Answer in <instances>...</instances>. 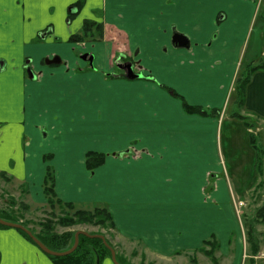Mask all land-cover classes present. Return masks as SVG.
I'll list each match as a JSON object with an SVG mask.
<instances>
[{"label":"crops","instance_id":"crops-1","mask_svg":"<svg viewBox=\"0 0 264 264\" xmlns=\"http://www.w3.org/2000/svg\"><path fill=\"white\" fill-rule=\"evenodd\" d=\"M55 2L15 0L13 7L5 0L0 7V175L26 187L30 205L45 211L44 182L52 169L62 202L110 211L117 242L108 240L117 254L126 243L157 264H264V233L258 230L259 246H251L236 214L237 200L256 190L258 150L252 142L255 187L236 194L223 179L218 149L219 128L236 118L225 108L254 5L109 0L103 40L74 44L71 36L96 19L92 1L75 17L62 4L58 20L44 26ZM174 31L189 38L190 49L172 45ZM77 50L94 58L93 67ZM51 58L61 63L45 64ZM124 59L143 78L128 79ZM163 86L220 116L186 113ZM242 108L243 118H264V72L252 77ZM252 124H244L251 134ZM89 152L106 155L94 172L86 168ZM206 242L215 246L213 257ZM36 247L18 229L0 228V264H54Z\"/></svg>","mask_w":264,"mask_h":264},{"label":"rangeland","instance_id":"rangeland-1","mask_svg":"<svg viewBox=\"0 0 264 264\" xmlns=\"http://www.w3.org/2000/svg\"><path fill=\"white\" fill-rule=\"evenodd\" d=\"M57 1L58 2L51 4L49 16L47 14L49 20L44 26L53 22L54 19L58 20V15H60V13H58V10L62 4L67 5V9L65 8L67 11V17H75L77 15L76 12L72 11L75 8L70 10L71 6L68 5H73L78 0ZM91 1L93 6L90 8V10H93V14L96 19L90 18L87 20L94 22L96 21V23H101L106 14L105 11L107 5L110 6L109 0ZM249 2H251L256 8V15L251 25V29L247 35L246 44L242 54L243 56L240 59L237 68L235 81L238 78H246L249 75L250 70L255 67H259L260 69L257 72L252 73L250 82L252 81V77L256 73L264 72V57L262 56V52L264 51V0L261 2L260 6H258L259 0H249ZM86 3L87 0H83L81 15L85 14L87 11ZM128 7L129 5L127 3L126 5H124L123 8ZM28 23L33 26L30 21H28ZM68 23L69 19L66 18L65 24L68 25ZM82 30L83 27L79 34L82 33ZM39 35L41 36L42 34ZM76 52L77 54L81 53V56L84 54H89L88 52H80L79 50H77ZM46 62L47 60H45V64ZM234 85L235 82L233 86ZM225 109H227V114L232 115V117L234 118L235 115L242 114V112L245 110L240 106L239 95L235 92L231 93L228 96ZM250 114L254 113L248 112L247 115ZM253 117L245 115L244 120L248 122L249 125L256 122L251 126L254 131V134H251L248 128H246L242 121L237 119V117L233 120L226 121L223 123V125H221L218 132V149L220 154L219 160L223 170V179L227 182L232 192L240 194L243 193L245 190L250 189L252 186H254L253 181L255 178L253 175H256L255 166L257 165L256 152L254 147L252 146V136L254 135V142L259 155V175L256 178V182L258 184L256 190L253 193H249L245 197H242V200H237L238 209L236 210V214L238 220L241 217L245 232H247L248 228L249 230L250 228H253L257 233L258 230H261V232L264 233V221H261L259 216V211L261 210V208L264 207V118L255 119ZM8 178L10 177L0 175V213L9 217L11 216V218L18 220L20 223H27L29 228L34 229L37 233L41 231V227L39 224L46 223L47 221L57 223L58 219L63 218L65 216L64 213H68L70 215L72 214V212H69L68 209H66L65 207H61L58 205H56L54 210H52L48 206V204L45 211L33 208L28 201L27 188L24 186L18 188V186L14 184L13 179L9 180ZM237 191H239V193H237ZM78 231H85L90 234L101 233L106 236L107 239L109 238L111 242L115 244L117 242V239L111 232V229L89 223H75L71 226L57 225L55 232L58 234H63L66 232L76 233ZM115 247H118V245H115ZM117 249L119 252V257H121L126 264H157L156 261L152 260V258L147 257L146 255H144V253H141V249L138 247H133L132 245L130 246L129 244L121 243L119 248ZM41 253L48 260H50V258L45 255L42 251ZM102 264L111 263L110 260L107 259Z\"/></svg>","mask_w":264,"mask_h":264},{"label":"trees","instance_id":"trees-1","mask_svg":"<svg viewBox=\"0 0 264 264\" xmlns=\"http://www.w3.org/2000/svg\"><path fill=\"white\" fill-rule=\"evenodd\" d=\"M75 6L81 8L83 6V0H78ZM103 38H104L103 24L96 23L93 21H86L83 25L82 33L71 36L70 42L72 43L99 42L102 41ZM259 69H260L259 67L252 68V70H250L249 75L246 78L244 79L238 78L235 81L233 92L239 95L241 107L245 105L246 89L250 83L252 73L257 72ZM163 88L167 90L173 97L181 101L185 112L188 114L199 115L201 117H208L212 115L220 116V112L217 110L208 112L202 109L201 107L191 106L185 100L184 97L177 94L174 90L167 88L165 86H163ZM235 117L242 119L243 123L247 127L250 126L248 122H246L241 115L237 114L235 115ZM254 141L255 138L252 136V142ZM105 161H106L105 154L97 153V152H89L86 154L85 164H86V168L90 172H94L97 168L101 167L105 163ZM1 176L7 177V174L3 172L1 173ZM8 179L12 180L13 178L10 177ZM55 185L56 183H55L54 171L48 168L44 182V187H45L44 193L47 198L48 206L52 210H54L56 205L65 207L66 209H68L69 212H72V214L70 215L68 213H64L65 216L63 218L58 219L57 223H54L52 221H47L46 223L39 224L41 227V231L38 233L34 229H30L27 223H21L24 227L29 228L30 231L34 234V236L39 241H41L47 248H49L54 252H66L74 246L76 233L66 232L63 234H58L55 232L57 225L71 226L75 223H86V224L89 223V224L105 227L108 229H115L113 216L105 206H96L93 209V211L75 209L73 204L63 203L61 202V200H59L57 193L55 191ZM259 216L261 221H264V207L261 208V210L259 211ZM0 218L11 223H20L18 220L11 218V216L9 217L2 213H0ZM0 228H8V227L2 226L0 224ZM19 231L29 241L35 244L33 240L25 232L21 230ZM257 234L259 235V233L255 232V229L250 228L249 230L248 228L246 235H247V240L251 246L252 244H254L255 246H259V240L258 239L256 240ZM91 235L104 236L101 233L99 234L91 233ZM104 237L106 238V236ZM106 240L107 243L114 249L110 241L107 238ZM209 245L211 246V249L209 251L205 250V253L210 257H213L215 246L214 245L212 246V242L205 243V246H209ZM258 251H259V247L255 249V253H258ZM47 256L54 262V264H102L105 259L111 258V252L106 247L103 240L99 238H89L87 236L81 235L79 237L78 248L72 254L65 257H54L49 255ZM116 256L120 264H126L125 261L121 257H119L118 254Z\"/></svg>","mask_w":264,"mask_h":264},{"label":"water","instance_id":"water-1","mask_svg":"<svg viewBox=\"0 0 264 264\" xmlns=\"http://www.w3.org/2000/svg\"><path fill=\"white\" fill-rule=\"evenodd\" d=\"M172 45L177 48V49H190L191 46V42L189 40V38H187L186 36L179 34L177 32H173L172 35V39H171ZM83 59H86V57L84 56ZM93 58L90 59V61L92 62ZM60 60L58 58H55L53 60H48L46 62L47 65L51 66V65H57L60 64ZM125 72H126V76L128 79L130 80H135V79H139V78H143L142 75L136 74L134 66L132 64H125L123 66H121ZM29 75L31 78H35L34 73L32 72V70H28ZM0 224L2 226L5 227H9V228H14V229H18L21 230L23 232H25L32 240L33 242L40 248V250L42 252H44L45 254L49 255V256H54V257H65L68 256L70 254H72L79 245V237L81 235L87 236L89 238H99L101 240H103L104 244L106 245V247L110 250L111 252V257H112V261L114 264H120L117 261V257H116V251L107 243V240L104 236L102 235H91L90 233H87L85 231H78L75 234V242H74V246L66 251V252H54L52 250H50L49 248H47L41 241H39L34 234L30 231L29 228L24 227L22 224L20 223H11L8 221H5L3 219L0 218Z\"/></svg>","mask_w":264,"mask_h":264},{"label":"flooded vegetation","instance_id":"flooded-vegetation-1","mask_svg":"<svg viewBox=\"0 0 264 264\" xmlns=\"http://www.w3.org/2000/svg\"><path fill=\"white\" fill-rule=\"evenodd\" d=\"M76 4V3H75ZM75 4H73L71 7H70V10H72L73 8H75L76 9V11H75V9H73L72 11H74V12H79L80 10H81V8H78V7H76L75 6ZM86 43V42H85ZM74 44H83V43H74ZM84 56L86 57V59H83L84 58ZM82 57V60H84V61H89L90 62V64H91V66L93 67V60H92V62L90 61V59L91 58H93L92 56H90L89 54H84V55H82L81 56ZM94 59V58H93ZM48 61V60H47ZM124 63L123 64H120V66H123V65H125V64H132L133 66H134V68H135V64H133V63H130L127 59H124V61H123ZM27 68L29 69V70H32V69H30V67L29 66H27ZM35 74V73H34Z\"/></svg>","mask_w":264,"mask_h":264},{"label":"snow or ice","instance_id":"snow-or-ice-1","mask_svg":"<svg viewBox=\"0 0 264 264\" xmlns=\"http://www.w3.org/2000/svg\"><path fill=\"white\" fill-rule=\"evenodd\" d=\"M4 4H5V0H0V7H3ZM12 6L13 7L15 6V0H13V5ZM3 19H4L3 14L0 13V21H2Z\"/></svg>","mask_w":264,"mask_h":264},{"label":"built area","instance_id":"built-area-1","mask_svg":"<svg viewBox=\"0 0 264 264\" xmlns=\"http://www.w3.org/2000/svg\"><path fill=\"white\" fill-rule=\"evenodd\" d=\"M240 205H242V204H240Z\"/></svg>","mask_w":264,"mask_h":264}]
</instances>
